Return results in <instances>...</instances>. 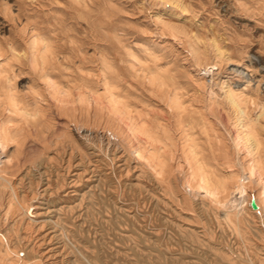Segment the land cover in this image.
I'll return each mask as SVG.
<instances>
[{
  "label": "rangeland",
  "instance_id": "374dc122",
  "mask_svg": "<svg viewBox=\"0 0 264 264\" xmlns=\"http://www.w3.org/2000/svg\"><path fill=\"white\" fill-rule=\"evenodd\" d=\"M92 1H94L95 8L91 4L93 5L91 6L93 8V12L90 13L91 16L85 14L84 16L79 15L81 11L71 8L67 0H0V47L5 51L8 42L15 41L20 38V35L22 36L20 30L23 26H31L33 23H37L46 32L48 29L53 30L50 32V34L55 35H53L52 43L57 46L58 51L61 50L63 56L66 58L69 56V60H66L69 63L65 65L71 66V69H68L69 72L64 69L55 70L58 75L64 73L58 79H69L70 74V78H72L77 73V70L73 69L75 67L70 63L71 58L72 61H80L82 65H86H83L85 68H88L93 64L92 60L97 63L98 58L105 55L110 59L112 66L115 64L114 66L117 67H113V69L118 74L119 84L124 90L126 89L125 93H131L129 94L130 100L139 109H145L150 115L162 111L161 114L169 119L168 115H165L163 102L147 90V85L143 83L142 77H139L129 67L130 62L125 52L129 50L141 56L144 55V47L148 46L150 42L160 43L165 49L158 54L159 63L165 64L176 75L180 87L189 89L185 83V71L192 69V67L184 39H177V37L161 33L158 30L153 20L154 13L160 6L153 4L151 0ZM107 1L111 2L109 5L113 7H107L109 6ZM178 1L181 6L176 7L177 14L162 16L165 21L180 26L185 32L187 31L190 37L192 35L198 36L202 42L199 44L202 48L212 44L214 39L234 61L239 60V62L243 61L248 64L246 62L247 56L255 55L254 57L259 58L264 65V0ZM171 3L172 0L165 2V9L162 12L169 10ZM57 8L64 10V17L60 11L57 13L58 17L63 18V22L60 24L55 23V20L52 23V17L55 16ZM47 13L50 17L47 16ZM13 17H16L18 26ZM45 19L49 21L47 22ZM42 23L43 25H41ZM50 25L57 29L49 28ZM74 27L76 28L74 29ZM76 32L77 34L80 33V36ZM81 34L85 35L81 36ZM115 35L118 37L116 38ZM63 37L64 39H62ZM114 37L115 39H113ZM67 38L69 41L80 44L73 43V47H70L72 42L66 40ZM112 40H114L113 43ZM63 44L68 47L65 48ZM120 44L123 45V48ZM79 45H81L82 50ZM87 45L89 46L87 47ZM97 45L101 47L99 48ZM127 46L128 50L125 51ZM77 47L79 51L85 53L84 57L80 55ZM96 49L100 54L96 52ZM208 49L211 51L212 48L208 47ZM71 50L73 51L71 52ZM88 54L90 55L87 57ZM211 61L209 59L204 67L214 68L213 72L218 70V67H225L226 65V62H221L219 66L214 65ZM147 63L151 64L150 62ZM232 63L227 64L233 65ZM17 65L18 63L14 67V69H18L16 72L17 85L25 83L28 79L35 83L40 82L34 72L30 71L25 64H19V67ZM251 66V69L254 68L252 72H249L252 77L251 86H257L258 93H261L259 95L262 98L264 96V72L260 70V66ZM243 71L246 73L245 70ZM203 74L206 79L211 78L208 72ZM134 94L139 97L142 94V99ZM213 110L212 108L209 111V121L211 120L214 129L217 128L215 129V131L217 130L216 134H219L220 140L222 139V147L227 148L226 152L232 164L237 165L233 168L242 173L239 167L242 162V155L232 149V141L229 137L232 129L227 124L225 127V121L216 118L215 110L214 112ZM258 113V110L255 111V114ZM97 144L99 146L96 147L91 162L85 161L80 164L74 160L68 162L67 157L61 153L49 154L50 158L47 160H34L32 158L25 161L19 160L18 169L12 176L13 188L17 196L15 204L18 210L10 213L9 216L7 215L6 219L4 217V222H0V229L8 240L12 239L15 242L14 245H18L15 250L18 251L19 255H22L20 256L21 259H41L43 261H40V264H71V262L72 264H260L258 258H264V234L261 233V230L264 229V214L262 216L263 212H261L262 218H260V215L255 214L256 209L250 206V201L253 199L251 187L248 188L249 195H247V200H244V204L240 201L241 195L237 193L233 195L237 198L235 203L238 206H236L237 210L234 215L243 219L241 226L244 228L243 233L237 234L232 229L233 227H230L223 220L222 210L208 207L207 203L202 204L200 196L191 198V206L179 204L175 200L174 196L180 197L182 192L184 193L182 174L174 172L179 178H176L175 183L173 182L175 186L169 185L167 180L162 182L155 179L142 164L134 160L133 155H127V152L122 153L118 145L112 150L106 141H98ZM60 161L64 162L61 163ZM127 163L130 165L128 166ZM140 168L143 172L145 171V175L142 174ZM133 175L134 177L138 175L139 178H134ZM241 176L245 177L242 174ZM8 191V189H4L3 198L0 199V209L2 210H0V214L4 212L2 209L5 203L4 196ZM150 192L152 196L154 195L153 197L149 194ZM153 198L156 201L152 200ZM28 203L37 205L38 211L42 214L37 218L30 217L29 224L26 226L24 220L31 213L32 208L30 207L25 214V210L20 205H27ZM247 209L248 211H246ZM249 210L253 212H249ZM239 211H242L243 214H240ZM24 233H26L25 237H23ZM16 236H22L19 238L20 241H16ZM67 249L68 251H66ZM220 254H224V258H221ZM65 258L68 259L65 260Z\"/></svg>",
  "mask_w": 264,
  "mask_h": 264
},
{
  "label": "bare ground",
  "instance_id": "6f19581e",
  "mask_svg": "<svg viewBox=\"0 0 264 264\" xmlns=\"http://www.w3.org/2000/svg\"><path fill=\"white\" fill-rule=\"evenodd\" d=\"M151 1L153 4L160 6L154 13L153 20L158 30L161 33L177 37V39H184L186 43V49L191 60L190 66L192 67V69L185 71V83L189 89L180 87L176 75L165 64L159 63L158 54L162 53L165 49L160 43L150 42L148 46L144 47V55L141 56L129 51L128 46L127 48L124 47V50H128L125 53L130 62L129 67L139 77H142L143 83L147 85V90L151 91L163 102L165 115H168L170 121L161 114L162 111L158 110L159 112L150 115L145 109H139L130 100L129 94L131 93L126 94V89L124 90L121 84H119L118 74L113 69V67H116L114 66L115 64L112 66L110 59L105 55L98 58L97 63H94V60H92L93 64L88 68H85L84 66L86 65L83 64V66L80 61H72L71 58L70 63L75 67L73 69H76L77 73L74 77L71 76L72 78H70V74L69 79H58L64 73L58 75L55 73V70L64 69L68 71L69 68L71 69V66L67 67L65 65L69 63L66 62L67 59L69 60V56L67 58L63 56L60 52L61 50L58 51L57 46H54L52 43L54 34L52 35L50 32L53 30L48 29L46 32L37 23H33L31 26H23L20 30L22 36L20 35V38L15 41L8 42V47L5 51L0 47V199L3 198L4 189L9 190L4 196L5 203L2 208L4 212L0 214V222H4V217L6 219L7 215L9 216L10 213L18 210L15 204L17 196L13 188L12 176L18 169L19 160L25 161L30 158L34 160H47L50 158L49 154L57 155L61 153L67 157L68 162L71 160L77 161L79 164L85 161L91 162L94 151L99 146L97 144L98 141H106V144H110L112 150L118 145L122 153L127 152V155H133L134 160L142 164L155 179L162 182L167 180L169 185L173 184V182L175 183L176 178H179L178 176L176 177L177 172L182 174L184 185L182 187L184 190H182L184 193L182 192L180 197L174 196L175 200L179 204L191 206V198L200 196L202 204L207 203L208 207L222 210L223 220L230 227H233L232 229L237 234L243 233L244 228L241 226L243 219L234 215L237 210V204L235 203L237 202V198L233 197L235 193L241 195L239 198L243 203L248 197L247 195H249L248 188L250 189L251 187L253 190V193L251 192L253 194V201L256 205L255 214L260 215V218H262L261 212H263L262 216L264 214V96L260 97L259 94L261 93H258L257 86H251L252 77L251 73H249L254 69L250 68L252 67L251 65L260 66V70L264 72L262 61L254 57L255 55L247 56L246 62L248 64H245L243 61L239 62V60L234 61L214 39L212 40V44L210 43L209 46L207 45L202 48L199 45L202 42L198 36L192 35L190 37L183 28L168 23L163 19L162 16L166 14H177L176 7L181 6L178 0H172L169 10H165L164 12L162 10L165 9V2H170L171 0ZM67 2L71 8L81 11L79 15H90L93 12V8H95L94 1L92 0H67ZM110 3L107 4L109 5ZM91 4L94 5L93 8ZM107 7L113 6L109 5ZM58 11L62 15L64 13L62 8H57L55 16L52 17V23L60 24L63 22V18L57 16ZM28 13L31 14V12ZM47 16H49L48 13ZM79 17L81 18V16ZM13 20H16V17H13ZM15 24L18 26L17 20ZM50 27L52 28L53 26L50 25ZM53 28L55 29V27ZM68 32L71 31L68 30ZM54 33L56 32L54 31ZM82 34L81 36L85 35ZM77 35L80 36V33ZM91 37L93 36L91 35ZM69 39L72 40V38ZM73 43L75 41L71 43L72 46L68 45L73 47ZM120 45L121 47L123 46L122 44ZM91 47L93 48V46ZM208 47L212 48L210 49L211 51H209ZM80 48L82 50V47ZM77 50L79 51L78 47ZM81 50L79 53L84 57L85 53H82ZM96 52H98L97 49ZM72 57L74 58L75 56ZM243 57H241L242 60H244ZM1 59H3V62H1ZM209 59L212 60L211 62L214 65L219 66L221 62H226V65L225 67H218V70L213 72L214 68L209 69L210 66L209 68L204 67V64ZM147 62L151 64L149 65ZM230 62H234L232 63L233 65L227 64ZM17 63L18 65L25 64L30 71L34 72L40 82L35 83L31 79H28L25 83L17 85L16 72L18 69H14ZM204 72H208L211 75L209 80L206 79L203 74ZM70 73L72 72L70 71ZM136 97L140 98L139 96ZM212 108L215 110V117L220 121H225L224 126L227 124L232 129H230L231 136L229 137H231L232 149L242 155V162L239 166L242 173L233 168L236 164H232L226 152L227 148L225 149V146L222 147V139L220 140L219 134H216L217 130L215 131V129L217 128L214 129V125H211V120L209 121L208 114ZM257 110L259 113L255 114ZM152 113H154L153 110ZM124 156L121 157L124 158ZM127 164L128 166L130 165L129 163ZM144 173L145 171H142V174ZM241 174L245 177L243 178ZM137 176L134 177L133 175L134 178H139ZM154 198L152 200L156 201ZM20 207L25 210V214L30 207L32 208L31 213L28 215L29 217L26 215L27 218L24 220L26 226L29 224L30 217L37 218L42 214L38 211L39 207L31 203L27 205L21 204ZM239 212L243 214L242 211ZM249 212L253 211L249 210ZM261 233L264 234V229L261 230ZM23 235L25 237L26 233ZM22 236H16V241H20L19 238ZM12 242V239L8 240L0 229V264H40V261H43L41 259H21L20 256L22 255H19L18 251L15 250L18 245H14L15 242ZM220 256L224 258V254H220ZM258 262L264 264V258H258Z\"/></svg>",
  "mask_w": 264,
  "mask_h": 264
},
{
  "label": "water",
  "instance_id": "95a60500",
  "mask_svg": "<svg viewBox=\"0 0 264 264\" xmlns=\"http://www.w3.org/2000/svg\"><path fill=\"white\" fill-rule=\"evenodd\" d=\"M250 206H251V208L256 209V205H255L253 199L250 202Z\"/></svg>",
  "mask_w": 264,
  "mask_h": 264
}]
</instances>
